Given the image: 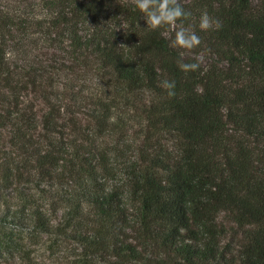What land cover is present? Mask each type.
<instances>
[{
  "label": "trees",
  "instance_id": "16d2710c",
  "mask_svg": "<svg viewBox=\"0 0 264 264\" xmlns=\"http://www.w3.org/2000/svg\"><path fill=\"white\" fill-rule=\"evenodd\" d=\"M180 3L190 51L131 0H0V224L79 264H264V0Z\"/></svg>",
  "mask_w": 264,
  "mask_h": 264
},
{
  "label": "clouds",
  "instance_id": "9594fccd",
  "mask_svg": "<svg viewBox=\"0 0 264 264\" xmlns=\"http://www.w3.org/2000/svg\"><path fill=\"white\" fill-rule=\"evenodd\" d=\"M131 3L144 13L146 24L152 30L167 26L169 34L174 33V38L170 40L171 47L190 51L200 46L201 38L197 32L190 25L184 26L183 22L190 19L192 14L180 3V0H131ZM221 26V22L210 17L206 11L201 13L200 30L207 31L213 28L218 30ZM11 57V53H6V58ZM202 63L203 57L196 56L195 62L192 63L178 61V67L185 73L194 72L200 69ZM160 86L167 91L169 97L175 95L176 82L174 80H163Z\"/></svg>",
  "mask_w": 264,
  "mask_h": 264
},
{
  "label": "rangeland",
  "instance_id": "374dc122",
  "mask_svg": "<svg viewBox=\"0 0 264 264\" xmlns=\"http://www.w3.org/2000/svg\"><path fill=\"white\" fill-rule=\"evenodd\" d=\"M203 62L211 61L201 55ZM194 55L187 63L194 62ZM0 191L9 194L11 189ZM226 242V238H222ZM77 244L55 235L28 234L6 224H0V264H79Z\"/></svg>",
  "mask_w": 264,
  "mask_h": 264
}]
</instances>
